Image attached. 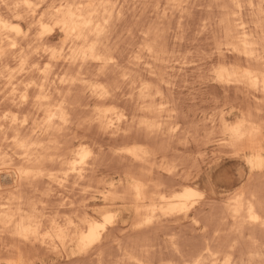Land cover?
<instances>
[{"label":"bare ground","instance_id":"6f19581e","mask_svg":"<svg viewBox=\"0 0 264 264\" xmlns=\"http://www.w3.org/2000/svg\"><path fill=\"white\" fill-rule=\"evenodd\" d=\"M14 1L13 7L10 1L7 3V8L12 7L7 10L14 14L12 17L11 12L12 15L8 16L12 20L20 17L16 20L19 23L32 22L36 17L39 22L45 13V22L52 16L63 19L69 5L73 6L72 12L83 19L77 20V32L67 39L56 28L63 35L59 48L63 52L50 61V54L44 51L45 48H54L47 46L50 37L46 44L39 46L37 54L34 47L29 49L30 38L34 36L29 37L30 28L21 29L29 36L18 35L10 28L20 25L11 24L9 18L3 20L4 16L0 18L8 26L0 25V49L7 53L0 54V91L6 104L9 101L11 105L3 113L0 111V264H224L225 260L229 264H262L264 169L253 168L249 160L264 158V135L258 132L247 134L252 126L259 129L264 125V89L252 86L248 77L252 73V79L264 81L262 0H216V5L211 4L212 8L209 5L205 10L212 14L210 9L213 12L217 6L218 12L222 11L221 18L217 16L218 25L214 23L220 26L221 34L219 37L215 33L210 36L215 40L219 38L217 42L211 40L215 43L212 61L216 62L210 65L212 79L225 92L232 89L243 95L241 101L222 102L220 105H228L229 111L221 110L208 119L211 131L204 137H208L207 142L203 141L213 143L219 154L209 168L206 185L224 193L222 202H216V205L201 191L198 175L193 174L194 166L190 164L187 144L191 138L201 140L195 133L199 131L198 127L195 126L194 137L188 135L193 129L189 131L188 118L173 99L171 91L174 86L166 77L167 70L171 71L176 64H186L179 61V50L173 46L175 36L168 29L165 30L169 32L163 34L161 27L159 32L151 31L154 28L150 29L152 25L148 24L147 30L137 31L140 35L133 30L120 45L112 43L115 21L120 20L121 13L129 10L125 8V12H121L119 4L129 3V0H52L56 5L51 7L52 3L48 4L51 8L45 12L42 8L49 0H30L41 5L32 10L24 6L26 0ZM158 1L162 3V0ZM189 1L164 0L170 10L179 9ZM18 4L20 7H16ZM62 6L63 12L57 13L56 9ZM132 7L130 10L136 6ZM148 9L145 10H151ZM132 11L127 13L132 16ZM30 12L38 14L33 17ZM159 16L162 18L164 14ZM137 21L131 22L136 24ZM171 22L170 25L166 22L168 28H171ZM126 24L122 26L128 28L129 24ZM128 29L124 32H129ZM133 29L137 30L136 27ZM12 42L18 45L16 49L11 48ZM245 43L249 47L245 48ZM73 50L78 58H72ZM29 51L33 53L30 56ZM21 53L28 56L30 62L21 65ZM32 63L41 66L51 63L47 78L35 71ZM15 64L16 69L12 67ZM202 67L196 69L199 71ZM37 77H40L48 100H36L39 87L26 88ZM13 88L16 103H13ZM78 88L85 92V96L80 94L83 99L85 97L82 104L71 101L73 97L77 99L73 95L79 93ZM24 91L29 95L28 102L20 101V93ZM26 107L29 113H33L25 116L23 114L27 111L23 109L26 113L22 117L21 109ZM78 110L88 115L83 116L85 121L82 124L79 122L78 126L84 130L80 135L69 132L75 122H72L74 116L78 114V118L80 114L76 113ZM5 113L10 114L8 120L3 119ZM12 116L19 123L14 124ZM49 116L52 119L46 123ZM25 117L27 124L23 123ZM236 125L244 130L239 137L230 131ZM93 127L98 130L97 135H92ZM177 139L185 140L180 143L181 147L174 143ZM196 142L195 145L203 143ZM85 152L89 155L84 164H76L75 171H72L74 161L79 158L77 154ZM104 152H107L106 157L115 161V168L108 164V158V163H103ZM228 164L238 165L243 171L235 178L232 170L226 167ZM137 184L142 187L139 198L135 191ZM44 185L47 191L41 192V187H46ZM53 186H56V193L52 195ZM92 205L97 208L92 209ZM104 214L113 215V223L104 226L99 239L82 249L81 240L88 227L103 225ZM253 215L259 219H252ZM37 232L38 235L34 234ZM40 253L62 258H36Z\"/></svg>","mask_w":264,"mask_h":264},{"label":"rangeland","instance_id":"374dc122","mask_svg":"<svg viewBox=\"0 0 264 264\" xmlns=\"http://www.w3.org/2000/svg\"><path fill=\"white\" fill-rule=\"evenodd\" d=\"M4 1H6V4L10 1V3H11V5H12V7H13V5H14V3H15V1L13 0V3H12V1L11 0H9V1H7V0H4ZM130 2L129 3H126L125 4V2L124 3H122V5L121 4H119V6L121 7V9L118 7V10L120 9V11L121 12H125V8H129V10H126V12L125 13H123V15H122V13H121V16L122 17H120V20H118L120 23H121V25H118V24H120V23H118V21H115V23H114V27L116 26V31H114V33H113V41H112V43H117L116 45L118 46V45H120L121 44V42L124 40V38H126L127 36H129V34H130V32L131 31H133L134 30V33H136V34H141V33H139V32H137V31H144V30H147L146 29V27H148V24H151L152 26H149V28L151 29V28H154L155 29V27H156V29L158 28V30L156 31V30H152L151 29V31H154V32H159V29H160V27H161V31L160 32H163V34L164 33H166V32H169L171 35H173V36H175L174 38H175V45L173 44V46H175L178 50H179V56H180V59H179V61H185L186 62V64H185V66L184 65H182V66H180V65H178V64H176L175 65V67H174V69H172L171 71L170 70H167L168 71V74L166 75V77H167V79H169L170 80V82L172 83V85L174 86L173 88H172V97H173V99L175 100V102H176V104H177V106H178V108H179V110H180V112L186 117V118H188V120H186L187 121V123H190V125H187L188 126V128L190 129L189 131H191L192 129L194 130V129H196L197 127H198V130L199 131H197V132H195L196 130H192L193 131V133H191V132H189V136H191V137H194L193 136V134H197L198 136V140H200L199 138H201V140L200 141H202L203 143H204V141L205 142H207V140H208V137L206 136V138H204L205 137V135H207L211 130L209 129V123H208V119L209 118H212L214 115H216V114H219L220 113V111L221 110H223L224 112H228L229 111V106L227 105V106H221V105H223V104H221L222 102H224L225 100H230V101H228V102H233L234 100H237V101H241L242 99V97H243V95L242 94H240V93H237V92H235L234 90H232V89H229L227 92H225L224 91V88L222 87V86H220V84L219 83H216V81L215 80H213L212 79V72H211V69H212V67L210 66V65H214L216 62L215 61H212V59H213V56L211 55L214 51H213V47H214V45H213V43L214 42H217L218 41V39L216 38V40L214 39V38H211L210 36L212 35V37H213V35H214V33H215V35L217 36V37H219L220 36V31H221V28H220V26H218L217 27V25H218V17H220L221 18V16H219V15H221V12L222 11H220L219 10V12H218V7L216 6V9L215 8H213L214 10H213V12H214V14H213V12H212V9H210L211 10V13L212 14H210V11H205V10H208V8H209V5L211 6V8H212V5L211 4H215L216 5V0L214 1V0H201V2H200V0H190L189 1V3L188 4H185V5H183L181 8H179V9H177V8H172V10H170V8H169V6L167 5L166 6V3L164 2V0H162V3H161V1H160V3H159V1L157 0H141V1H131V0H129ZM144 1H146V3L144 2ZM150 1V2H149ZM193 1H196V2H194V3H196V4H194L193 3ZM214 1V2H213ZM128 2V1H127ZM157 2L159 3V4H157ZM198 2H200L199 4H201L200 6H201V8H200V6H198L199 4H198ZM4 3V2H3ZM50 3H52L51 4V7H52V5H56V3H54L53 4V2H52V0H49L45 5H44V7L42 8V10H44V12H45V10L46 11H49L50 10V6H48V4L50 5ZM133 3H134V6H136V7H134L135 8V13L132 11L134 8L131 6V5H133ZM142 3H145V4H148V5H145V4H142ZM154 3V4H153ZM165 3V4H164ZM206 3V4H205ZM210 3V4H209ZM123 4L125 5V6H123ZM136 4H138V5H136ZM144 5L145 6V8L143 9L142 7V5ZM156 4V5H155ZM191 4H193L192 6H194V8L191 6ZM203 4H204V6L206 5V8L203 6ZM130 5V6H129ZM155 5V7H153ZM165 5V6H164ZM196 5H197V7H196ZM207 5H208V7H207ZM215 5H213V7L215 6ZM126 6H129V7H126ZM141 6V7H140ZM158 6V7H157ZM11 6H9L8 8L7 7H4V6H2V5H0V18L1 17H3L4 16V19L3 20H5V19H8L9 18V20L11 19L12 20V18L11 17H9L10 15H12L13 14V12L12 11H8L7 9H9ZM11 7V8H12ZM49 7V8H48ZM130 7H132L133 9L132 10H130L131 8ZM150 9L151 8V10H149L148 8ZM199 7V8H198ZM48 10H47V9ZM139 8L141 9V10H139ZM152 8H156L155 9V12H153L152 13V11H154V9H152ZM160 8H164L165 10H167V12L166 11H163V10H161L160 9V11H159V9ZM202 8H205V9H202ZM143 9V10H142ZM145 9H148L149 11H147V10H145ZM202 9V10H201ZM220 9V8H219ZM168 10H170L171 12H173L174 13V15H173V17H172V14L173 13H171V14H169L170 13V11L168 12ZM182 10V11H181ZM200 10H201V13H200ZM127 11L129 12V11H132L131 13H132V16L131 15H129V13H127ZM141 11H143V12H141ZM146 11H147V13H146ZM159 11V13H158V16H156V14H157V12ZM176 11V12H175ZM177 11H179L180 13H179V15H178V12ZM185 12V14H184V12ZM11 12H12V14H11ZM138 12V13H137ZM181 12H183V13H181ZM130 13V14H131ZM146 13V14H145ZM151 14L152 13V15H149V14ZM164 14V16H162V18H164L165 16L167 17L166 19L164 18V19H162L159 15H161V14ZM206 13H208L209 15H210V17H209V15L208 14H206ZM219 13V14H218ZM125 14V15H124ZM190 14V15H189ZM9 15V16H8ZM126 15H128V17H129V20L127 19L128 17L126 16ZM189 17H188V16ZM14 16V14L12 15V17ZM126 18V20H124L125 18ZM143 16H145V19L143 18ZM182 16V17H181ZM185 16H187V17H185ZM212 16H216V17H212ZM218 16V17H217ZM5 17H7V18H5ZM146 17H147V19H146ZM150 17V18H149ZM177 17H179V18H177ZM207 17V18H206ZM39 19V17H36L33 21L32 20H30V21H32V22H29V21H27L28 19H26V21H27V23L25 22V23H23V22H18V21H16L17 19L14 17L13 19H16V20H8L11 24H13V25H20V27H21V29L22 30H27V28H29V23H31L32 25H35V23H38V19ZM130 18H132V19H130ZM154 18H155V20H154ZM159 18H161L160 20H159ZM168 18L170 19L171 18V20H168ZM184 18V19H183ZM185 18L187 19V21L185 20ZM206 19V21L207 22H205L204 20ZM208 18H211V19H214V22H213V20H209ZM217 18V19H216ZM140 19H143V22H141L142 20H140ZM173 19V20H172ZM183 20V22H182V20ZM203 19V20H202ZM47 20V19H46ZM122 20V21H121ZM137 21L138 23H136V24H133V23H135V21ZM145 20H147V21H149V23H147V26H146V21ZM154 20V21H153ZM166 20V21H165ZM168 20V21H167ZM176 20H178L176 23L175 22H173V21H176ZM215 20H216V22H215ZM6 21V20H5ZM127 21V22H126ZM133 23H132V22ZM157 21V22H156ZM172 21V22H171ZM186 21V22H185ZM29 22V23H28ZM47 22V21H46ZM122 22H124V23H122ZM144 23V24H142V25H144L143 26V28L145 27V29H143V28H141V23ZM159 22V23H158ZM166 22H167V24H168V22H169V25H170V22H171V28L169 27L168 28V26L169 25H167L166 24ZM181 22H182V24H183V27H179V25L181 24ZM126 23H128L129 25L131 24L132 25V27H133V25H134V27H136V29L137 30H135V29H133L132 27H129V25L127 26L128 28H124L123 26H125V25H127ZM186 23H187V25H186ZM204 23H206V24H204ZM209 23V24H208ZM214 23H216L217 25H215ZM25 24H27L28 25V27H26L25 26ZM30 24V25H31ZM122 24H123V26H122ZM125 24V25H124ZM138 24V25H137ZM140 24V25H139ZM155 24H157V25H155ZM177 24V25H176ZM182 24L180 25V26H182ZM130 25V26H131ZM153 25H154V27H153ZM167 25V26H166ZM176 25V26H175ZM193 25V26H192ZM202 25H203V27H202ZM210 25V26H209ZM118 26H121V27H123V29L121 28V27H118ZM140 26V27H139ZM167 28H166V27ZM178 26V27H177ZM184 26H190V28L188 29L187 27H184ZM213 26H216V28H214ZM138 27V28H137ZM165 27V28H164ZM176 27V28H175ZM206 27H210L209 29L211 30V31H209V29H205ZM117 28L119 29L118 31H117ZM132 30H131V29ZM178 28H180V32L177 30ZM183 28V29H182ZM127 29H128V31L129 32H124V31H127ZM141 29V30H140ZM149 29V30H150ZM165 29H168V30H165ZM171 29V30H170ZM205 29V30H204ZM213 29V30H212ZM114 30V29H113ZM122 30V31H121ZM164 30V31H163ZM172 30H173V33H172ZM177 30V31H176ZM187 30H189L188 32H187ZM204 31V33H203V31ZM219 30V31H218ZM182 31V32H181ZM183 31H185V33H188V34H185ZM214 31V32H213ZM216 31V32H215ZM122 32H124V34L122 33ZM206 32H209V33H206ZM219 32V34H217ZM35 33V31H31L30 32V36L29 37H31L32 35H34V36H36V34H34ZM121 33V34H120ZM129 33V34H128ZM131 33H133V32H131ZM176 35H175V34ZM179 33V34H178ZM210 33H212V34H210ZM117 34V35H116ZM159 34H162V33H159ZM178 35V36H177ZM182 35V36H181ZM184 35H186L185 37H187V39L184 37ZM34 36H32V37H34ZM114 36H116V37H114ZM117 36H120V37H117ZM123 36V37H122ZM209 36V37H208ZM32 37L29 39L28 38V43H29V40H30V42L32 43L33 42V39H32ZM122 37V38H121ZM182 37L184 38V39H186V40H184V39H182ZM35 38V37H34ZM63 35L62 34H59L58 33V31H57V29H54L53 30V33H51L50 34V38H49V40H48V44H47V46L48 47H54V48H57V49H59L60 48V44H62V42H60V41H63ZM117 38H121V40H117L116 41V39ZM177 38V39H176ZM180 38V39H179ZM188 38H189V41H188ZM62 39V40H61ZM179 39V40H178ZM195 39V40H194ZM176 40H178V41H180V42H177ZM186 41V42H184V41ZM211 40L212 41H214V42H211ZM120 42V43H119ZM57 43H59V46H58V44ZM196 43H198V44H196ZM56 44V45H55ZM191 44V45H190ZM201 44V45H200ZM215 44V43H214ZM192 46V47H191ZM207 46V47H206ZM209 46V47H208ZM211 46V47H210ZM194 47V48H193ZM198 48V49H197ZM184 50L186 51V52H184ZM195 50V51H194ZM201 50H202V52H201ZM211 51V53H209ZM183 52V53H182ZM196 52V53H195ZM181 53V54H180ZM211 56V57H210ZM183 57V58H182ZM195 58V59H194ZM204 60H203V59ZM188 59V60H187ZM200 59V60H199ZM203 60V61H202ZM204 61H206V62H204ZM190 63V64H189ZM191 64H193V65H191ZM195 64V65H194ZM17 65L15 64V65H13L12 67H14V69H16L15 67H16ZM202 67V66H205V67H202L201 69L202 70H197L196 68H198V67ZM18 67V66H17ZM183 67V68H182ZM196 69V70H194V69ZM208 69V70H207ZM192 70V71H191ZM173 71V72H172ZM205 71V72H204ZM210 71V73H208V72ZM193 74V75H192ZM198 75V76H197ZM196 77H198L197 79H196ZM208 77V78H207ZM202 78V79H201ZM199 79V80H198ZM207 79V80H206ZM183 82H184V84H183ZM2 84H0V86H1ZM176 85H178V86H176ZM79 90H80V88H78ZM78 89H76L77 91H78ZM178 89V90H177ZM76 91V92H77ZM81 91V90H80ZM80 91H78L79 93H75L74 94V92H75V90L73 91V96H75V97H77V99H75L73 96V98H72V102H75L76 100V102H78L79 101V103H84L85 102V97H84V99H83V96H85V92L83 93L82 91L80 92ZM3 92H5V91H3ZM1 94H2V96H1ZM83 94V96L81 97V95ZM181 94V95H180ZM177 95H179V97L177 96ZM5 96H7V94L5 95ZM212 97V98H211ZM225 98V99H224ZM2 99L4 100L5 98H4V96H3V93H2V90L0 91V103H1V105H0V111H1V113H3L5 110H8L7 108L9 107V106H11V105H9L8 104V102H7V104H6V102H5V100L4 101H2ZM83 99V100H82ZM178 100V101H177ZM194 100H196L195 102H194ZM216 100V101H215ZM217 100H219V101H217ZM5 102V103H4ZM204 103V104H203ZM215 103V104H214ZM217 103V104H216ZM5 106H4V105ZM11 104V103H10ZM221 104V105H220ZM225 104V103H224ZM8 105V106H7ZM191 106H193L192 108H191ZM29 107V106H28ZM28 107H26V108H22L21 110L23 111H21L20 110V113H21V115L23 114V113H26V111L28 110L29 112H30V110H32V108H31V106L29 107L30 108V110H29V108ZM224 107V108H223ZM191 108V109H190ZM195 108V109H194ZM23 109H25L26 111H24ZM193 109V110H192ZM219 109V110H218ZM200 111V112H198V111ZM27 111V113L26 114H23V115H25V116H29V115H32V113H29ZM201 111H203V112H201ZM15 112H17L18 113V110L16 111L15 110ZM80 111L78 110V111H76V113H79ZM76 113H73V114H76ZM206 113V114H205ZM21 115H19V116H21ZM23 115H22V117H23ZM77 115L78 114H76L75 116H76V118H77ZM80 115H81V117H80ZM75 116H74V118H73V120H72V122L73 121H75L74 123H73V126H72V130H70L69 132L70 133H72V134H81V132H84V130H82L78 125L80 124L79 122H81V124L85 121V118L83 117V116H88L87 114H85V113H82V112H80V114H79V116H78V121H76V118H75ZM87 119V118H86ZM84 120V121H83ZM204 121V122H203ZM195 122H196V124H195ZM202 122H203V124H204V126H203V124H202ZM78 127H77V126ZM87 125V124H86ZM195 126H196V128H195ZM192 127V128H191ZM202 127H203V131H202ZM95 127H93L92 128V130H91V132L93 133L92 135H97V133H98V130L95 128ZM79 129H81V131L79 130ZM95 130V131H94ZM207 132H206V131ZM71 131H75L74 133L73 132H71ZM201 131V132H200ZM91 132H89V133H91ZM195 132V133H194ZM205 132V133H204ZM24 133V132H23ZM26 133V132H25ZM27 135H29L28 133H26ZM191 134V135H190ZM196 137V136H195ZM205 139V140H204ZM204 140V141H203ZM191 141H194V138L192 139H189V144H187V146H188V149H189V151H190V154H191V160H190V164L192 165V166H194V168H193V174H195V175H198V185L200 186V189H201V191H203L204 192V194H205V196L209 199V201L211 202L212 201V203H215V205H216V202H218V203H221L222 202V196H224V193H222V192H220V189H217L216 187H211V186H207L206 185V176L208 175V173H209V168L213 165V162H214V160H215V158L217 157V155L219 154L218 153V148L213 144V143H207V144H205L204 143V145H206V148H204L203 146L202 147H200L201 145L200 144H198L200 141H197V139L195 138V141L193 142V144L191 143ZM198 143H197V142ZM178 143L179 144V146L181 147V145H180V143L182 144V143H184L185 142V140L184 139H180V140H176L174 143ZM195 142H196V144H198V145H195ZM173 143V144H174ZM176 143V144H177ZM201 143V142H200ZM109 144H111V143H109ZM109 144L107 145V146H109ZM176 144H174V145H176ZM199 146V148L200 149H198L197 147ZM198 150H199V152H198ZM105 151H107V150H105ZM198 153V155L199 156H201L202 155V157H198V155H196ZM201 154V155H200ZM106 155H107V152H104V155L102 156V158H105L104 160H105V162H103L104 164H107L108 162V164H110L111 166H113V168H115L116 167V163H115V161H113L109 156H107L106 157ZM195 155V156H194ZM214 155V156H213ZM106 158H108L107 159V161H106ZM200 158V159H199ZM109 159H111L110 161H109ZM102 160V159H101ZM111 161H113V162H111ZM202 161H203V163H202ZM112 163V164H111ZM190 165V166H191ZM227 168H230L232 171H231V173L232 174H234V176H235V178L238 176V174L240 173V171L242 170L243 171V169H241V167L240 166H238V165H232V164H228L227 166H226ZM196 168H198L197 170H195ZM244 173H246V176H248V173L247 172H244ZM107 180L108 181H111V177L110 176H107ZM203 181V182H202ZM44 186H46V185H44ZM42 189H41V192L43 191V190H45L46 189V191H47V186L45 187V188H43V186L41 187ZM55 189H56V186H53V193H51L52 195L53 194H55L56 193V191H55ZM45 191V192H46ZM45 192H43V193H45ZM214 201V202H213ZM217 203V204H218ZM91 208L92 209H94V208H97V207H95V206H91ZM124 220H127V218L126 217H124ZM49 254V253H48ZM47 253H40V255L39 256H37L36 258H62V257H57L56 255H54V254H49L48 255ZM44 255V256H43ZM46 255V256H45Z\"/></svg>","mask_w":264,"mask_h":264},{"label":"snow or ice","instance_id":"6c2138e0","mask_svg":"<svg viewBox=\"0 0 264 264\" xmlns=\"http://www.w3.org/2000/svg\"><path fill=\"white\" fill-rule=\"evenodd\" d=\"M0 5L7 7V4L3 3V0H0ZM26 8H28L29 10H32L34 8H40L41 5L40 4H34L32 2H30V0H26V3L24 5ZM93 5H88V7H92ZM237 7H239V5H236ZM16 7H20V5H16ZM63 7L61 8H57L56 12L57 13H62L63 12ZM68 7V11L66 13H64V18L61 19L60 16H52L50 18H48L47 22H45V18L47 16V13H45V15H41L40 21L38 23H36L35 25H29L30 28V32L31 31H35L36 32V37L33 40V42L29 45V49H32L33 47L35 48L36 53L38 54L40 52V45L42 44H46L48 38L50 37V33L53 32L54 29L59 28L65 35V38H69L70 36H72L73 34H75L78 30V24H77V20L78 19H83L82 17H77L75 15L74 12H72V7L71 5L67 6ZM79 7L83 8L85 7V5H80ZM261 10H262V14H264V0H262L261 3ZM31 15H33V17L35 15H37L38 13H31ZM20 17H17V20H20ZM0 25H4L5 27H8L6 24H4V22L2 20H0ZM11 32H15L18 35H24V36H29V33H24L21 31L20 27L17 26H12L10 28ZM245 40H247V38H245ZM18 47V45L15 42L11 43V48L12 49H16ZM249 47V45L247 43H245V48ZM44 51L46 53H49V60H55L57 59L58 55H61L63 52V49H59V52L57 51V48H45ZM87 50H85V59H87ZM0 54H7L5 52V50L0 49ZM33 53L31 51H29L28 55H32ZM94 55V53H93ZM72 58H78V55L76 53L75 50H73V57ZM25 62H30L28 61V56H25L23 53H21V65H23ZM32 68L41 73V76L44 78H47V76L50 73L51 70V63L49 64H44V65H40L37 63H32ZM22 70V69H21ZM262 75H264V73H262ZM253 74L249 73L248 77L250 79V82L252 84V86L254 87H259L264 89V81L260 80V79H252ZM31 87H39L40 88V94L36 96V100L37 101H44V100H48L49 97H47V95L44 94V86L43 84L40 82V77H37L32 83L28 84L26 86V88H31ZM15 88H13V103H16L17 101L15 100ZM29 95L27 93V91H24L22 93H20V101L21 102H28L29 101ZM39 106V105H38ZM10 118V114L9 113H5L3 116L4 120H8ZM52 119L51 116H49L48 121L50 122V120ZM11 120L14 124L19 123V121H17L16 117L12 116ZM24 124L28 123V119L27 117H25ZM234 136L239 137L242 133V131H244L240 125H236L234 126L231 130H230ZM260 133L262 135H264V125L261 126V128L257 129L255 126H252L251 131L248 132V135H253L255 133ZM78 160L74 161L73 166H72V171H75V165L76 164H80L83 165L85 159H87L88 157V153H78ZM249 164L250 166H252L253 168L259 166L261 169H264V158L259 159V161H257L256 159H250L249 160ZM135 191L137 194V198L140 197V195L142 194V187L140 185H136L135 186ZM251 209H250V214H251ZM252 219H259L256 216H251ZM115 217L113 215L110 214H104L103 215V221L104 224L100 225V224H91L88 229H87V233L86 235H84L82 237L81 240V245H82V249H87L92 243H94L97 239H99L100 236V232L102 230V228L108 224L113 223ZM28 231V230H25ZM36 235H38L37 233H34ZM25 238H27V236H25ZM224 264H229V261L225 260ZM262 264H264V262H262Z\"/></svg>","mask_w":264,"mask_h":264}]
</instances>
